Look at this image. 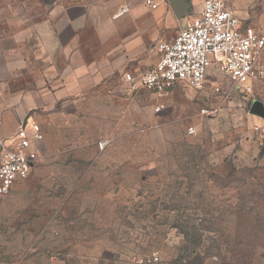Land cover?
I'll return each instance as SVG.
<instances>
[{
  "label": "rangeland",
  "instance_id": "1",
  "mask_svg": "<svg viewBox=\"0 0 264 264\" xmlns=\"http://www.w3.org/2000/svg\"><path fill=\"white\" fill-rule=\"evenodd\" d=\"M227 3L264 34V0ZM217 81L122 89L55 122L29 178L0 197V264H264V119L250 114L264 79L253 95Z\"/></svg>",
  "mask_w": 264,
  "mask_h": 264
},
{
  "label": "crops",
  "instance_id": "2",
  "mask_svg": "<svg viewBox=\"0 0 264 264\" xmlns=\"http://www.w3.org/2000/svg\"><path fill=\"white\" fill-rule=\"evenodd\" d=\"M125 7L129 12L119 15ZM9 9L8 17L0 13L3 137L39 124L44 147L55 122L122 89L167 95L133 89L124 73L139 78L159 61L156 44L175 40L186 26L170 4L152 11L144 0H13Z\"/></svg>",
  "mask_w": 264,
  "mask_h": 264
},
{
  "label": "built area",
  "instance_id": "3",
  "mask_svg": "<svg viewBox=\"0 0 264 264\" xmlns=\"http://www.w3.org/2000/svg\"><path fill=\"white\" fill-rule=\"evenodd\" d=\"M144 5L156 11L169 5V0H144ZM127 12L129 8L125 7L119 15ZM158 50L159 61L139 78L132 72L124 73L125 82L133 89L163 93L178 86L199 91L212 85L219 91L217 78L222 75L244 94L253 95L256 85L264 79V34L244 27L227 0H202L200 12L187 17L176 39L160 43ZM160 110L161 107L155 109ZM195 132L194 128L188 131L190 135ZM43 139L38 125L31 130L23 127L11 138L0 134V197L9 195L29 178L33 157ZM105 146L106 142L100 143L102 149ZM159 261L160 254L155 253L148 262Z\"/></svg>",
  "mask_w": 264,
  "mask_h": 264
},
{
  "label": "water",
  "instance_id": "4",
  "mask_svg": "<svg viewBox=\"0 0 264 264\" xmlns=\"http://www.w3.org/2000/svg\"><path fill=\"white\" fill-rule=\"evenodd\" d=\"M169 4L176 11L179 18L187 17L191 11V3L186 4L184 0H169ZM250 114L264 119V103L260 100H254L251 105Z\"/></svg>",
  "mask_w": 264,
  "mask_h": 264
}]
</instances>
